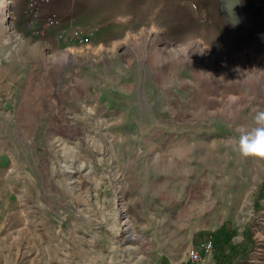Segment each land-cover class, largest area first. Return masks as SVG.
Masks as SVG:
<instances>
[{
	"label": "rangeland",
	"instance_id": "374dc122",
	"mask_svg": "<svg viewBox=\"0 0 264 264\" xmlns=\"http://www.w3.org/2000/svg\"><path fill=\"white\" fill-rule=\"evenodd\" d=\"M31 2L0 0V264H182L222 226L260 264L264 159L228 139L264 108V0H50L39 33Z\"/></svg>",
	"mask_w": 264,
	"mask_h": 264
},
{
	"label": "built area",
	"instance_id": "2783aa9c",
	"mask_svg": "<svg viewBox=\"0 0 264 264\" xmlns=\"http://www.w3.org/2000/svg\"><path fill=\"white\" fill-rule=\"evenodd\" d=\"M50 0H33L29 5V12L31 17L29 18V27H31L36 33H39L40 28L36 24L37 17L39 18L40 5L46 4ZM45 23H56L58 18L56 14L48 15L44 20ZM91 28L86 25L77 24L69 28L68 32H63L62 36L70 38L71 40L80 44H87L91 41ZM214 251V244L212 239H206L202 242H198L188 248L186 258L182 264H211L212 255Z\"/></svg>",
	"mask_w": 264,
	"mask_h": 264
},
{
	"label": "clouds",
	"instance_id": "9594fccd",
	"mask_svg": "<svg viewBox=\"0 0 264 264\" xmlns=\"http://www.w3.org/2000/svg\"><path fill=\"white\" fill-rule=\"evenodd\" d=\"M236 133L237 135L228 139V144L233 150L242 157L264 159V108L254 109L251 126L238 128Z\"/></svg>",
	"mask_w": 264,
	"mask_h": 264
},
{
	"label": "trees",
	"instance_id": "16d2710c",
	"mask_svg": "<svg viewBox=\"0 0 264 264\" xmlns=\"http://www.w3.org/2000/svg\"><path fill=\"white\" fill-rule=\"evenodd\" d=\"M206 232H200L205 234ZM214 244V264H228L233 255L239 250V246L233 244L229 228L222 226L210 232ZM208 234V235H209Z\"/></svg>",
	"mask_w": 264,
	"mask_h": 264
},
{
	"label": "bare ground",
	"instance_id": "6f19581e",
	"mask_svg": "<svg viewBox=\"0 0 264 264\" xmlns=\"http://www.w3.org/2000/svg\"><path fill=\"white\" fill-rule=\"evenodd\" d=\"M259 257V256H258ZM262 258V261L261 260H259V263L260 264H264V257H261Z\"/></svg>",
	"mask_w": 264,
	"mask_h": 264
}]
</instances>
